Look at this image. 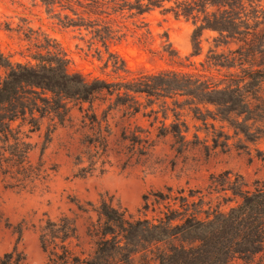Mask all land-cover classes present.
Instances as JSON below:
<instances>
[{
  "label": "rangeland",
  "instance_id": "1",
  "mask_svg": "<svg viewBox=\"0 0 264 264\" xmlns=\"http://www.w3.org/2000/svg\"><path fill=\"white\" fill-rule=\"evenodd\" d=\"M142 2L144 6L138 8V0H0V76L6 75L9 60L35 62L29 54L42 51L49 55L55 46L67 53L73 70L110 81L173 69L205 72L203 79L221 82L223 86L235 82L232 71L234 76L242 74L241 64L228 68L210 65L207 60L212 48L229 53L230 48L240 45L237 39L223 38L225 42L217 46L216 29H203L202 47L196 53L199 46L194 33H200L203 11L186 16L168 8L177 5L175 0L150 7L148 0ZM246 4L247 21L254 32L249 35L250 48L264 49V0ZM140 9L144 11L139 12ZM263 61L264 50L252 64L263 66L258 65ZM248 64L251 63L245 66ZM207 94L231 96V101L206 103L200 90L188 95L137 94L142 102L140 111L124 115L121 109L109 118L115 132L110 136V161L104 170L100 161L92 171L82 169L89 166L86 156L83 162L78 159L81 139L88 128L74 131L81 123L82 113L77 108L76 125L59 126L50 140L48 129L52 125L45 117L41 129L31 132L28 139L35 143L29 158L46 177L18 183L9 175L5 177V173L0 174V256L16 249L15 256H25L30 264H49L52 246L46 249L43 245L42 228L49 220H59L64 215L77 217L79 234L66 243L77 253L85 251L83 256H87L94 247L86 235V225L90 215L97 218V211L83 212L80 206L92 207L89 202L98 205L103 198L119 202L137 215L152 217L151 209L144 215L147 195L151 202L155 192L167 191L168 186H173L175 195L182 194L179 190L183 188L184 194L195 193L192 198L203 196V208L197 214L206 219L208 213L214 218L237 205L242 200V189L264 187V83L259 74L240 91ZM109 97L97 100L96 104H101L100 118ZM115 97L112 96L113 101L119 99ZM164 121L167 128L161 127ZM19 122L16 120L14 125ZM123 124L142 129V136L149 138L144 152L138 149L133 153L130 148H124L127 154L118 151ZM176 124L185 136L173 133ZM131 141L134 140L128 139ZM1 144L0 141V148ZM213 179L220 182L218 186L211 187ZM180 202L178 199L177 204ZM201 232L198 229L186 235L195 238ZM175 243L176 240H169L161 249ZM143 246H128L126 255L131 248L144 249L122 264L149 263L154 257L153 249L146 242ZM101 255L103 252L95 254L93 261L104 263L106 256Z\"/></svg>",
  "mask_w": 264,
  "mask_h": 264
},
{
  "label": "trees",
  "instance_id": "2",
  "mask_svg": "<svg viewBox=\"0 0 264 264\" xmlns=\"http://www.w3.org/2000/svg\"><path fill=\"white\" fill-rule=\"evenodd\" d=\"M138 1V8L144 6L142 0ZM165 1L170 0H148L147 5H163ZM175 1L177 5L168 8L177 14L196 16L197 12L205 13L198 25L200 33L196 30L194 33L199 46L196 53L202 47L200 35L205 27L219 32L215 37L217 46L225 42V38L240 41L239 47L230 48L229 53L212 48L213 52L207 59L210 65L221 67L231 68L241 64L242 74L234 76L235 72L230 73L235 82L221 86V82L203 79L205 72L173 69L143 73L120 81H110L100 76L90 77L73 70L67 53L58 46L49 55L42 51L29 54L35 62L32 59L25 62L9 60L6 75L0 76V174L5 173V177L9 175L18 183L27 182L32 177H46V174L41 175V167L36 170L29 158L35 143L28 139L32 137L31 132L41 129L45 117L50 119L52 125V129H48L50 140L52 132L59 126L76 125L74 109L77 108L82 113L81 123L74 131L81 132L88 128L81 139L82 150L78 159L83 162L86 156L89 166L85 165L82 169L92 171L100 161L101 170H104L105 163L110 161V136L115 132L109 118L115 117L121 109L124 115L140 111L142 102L137 94L188 95L200 90L203 93L202 101L206 103H229L231 96L210 97L207 93L215 91L229 95L230 92L240 91L257 73L260 82L264 83V61L258 64L263 66L255 67L252 64L264 49L250 48L249 35L254 32L246 17V3L255 0ZM245 63L251 64L245 66ZM107 95H110L111 100L103 108L100 118L98 110L101 104L96 103ZM113 95L119 99L113 101ZM124 95L127 99L123 98ZM86 102H89L87 107ZM19 119V124L15 126L14 122ZM25 126L28 129H24ZM167 126L164 121L161 127ZM176 127L173 133L185 136L182 127L179 124ZM121 128L123 133L117 141L121 146L118 151L127 154L124 148H130L133 153L138 149L144 152L145 142L149 138L142 136V129L132 128L131 124H123ZM128 139L134 141L128 142ZM219 183L213 179L210 185L218 186ZM173 191V186H168L167 191L155 192L151 202L149 195L146 196L144 215H148L151 209L152 217L137 215L119 202L114 203L112 199L103 198L95 206L89 202L92 207L80 206L83 212H90L91 209L97 211V218L93 219L90 215L86 225V235L94 247L87 256H83L85 251L77 253L66 243L72 237H79L77 217L64 215L59 220H49L42 228L43 245L46 249L52 246L49 264H122L125 259H131L134 253L144 249L145 242L154 253V257L146 264H264V187L242 189V200L237 205L214 218H210L208 213L206 219H200L197 214L202 211L203 196L200 199L192 198L195 193L184 194L183 188L179 190L182 194L175 195ZM178 199L181 200L180 204H177ZM198 229L202 230L201 234L188 238L186 232ZM169 240H176L177 243L161 249ZM139 244L144 248H131L128 255L124 253L128 246L137 247ZM15 250L1 255L0 264H30L25 256H15ZM102 252L100 257L106 256L104 263L93 261L95 254Z\"/></svg>",
  "mask_w": 264,
  "mask_h": 264
}]
</instances>
